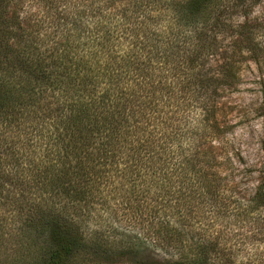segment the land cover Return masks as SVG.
Returning a JSON list of instances; mask_svg holds the SVG:
<instances>
[{
  "label": "trees",
  "instance_id": "16d2710c",
  "mask_svg": "<svg viewBox=\"0 0 264 264\" xmlns=\"http://www.w3.org/2000/svg\"><path fill=\"white\" fill-rule=\"evenodd\" d=\"M248 1L0 0V264H235L264 237V161L219 105Z\"/></svg>",
  "mask_w": 264,
  "mask_h": 264
},
{
  "label": "rangeland",
  "instance_id": "374dc122",
  "mask_svg": "<svg viewBox=\"0 0 264 264\" xmlns=\"http://www.w3.org/2000/svg\"><path fill=\"white\" fill-rule=\"evenodd\" d=\"M234 15L236 21L247 22L246 30L252 29L254 44L242 47L235 58L238 77L230 85L220 99L222 114L231 128L226 132L229 144L238 150L246 166L257 169L264 161V0H249L243 7H238ZM229 38L225 44L229 43ZM230 53V48H228ZM252 179L239 185V190L251 192L256 183L257 173L251 172ZM6 207L1 205L0 209ZM210 221L207 219V222ZM221 223V220H217ZM222 225L224 224L221 223ZM238 224V225H237ZM233 224L236 231H242L240 222ZM247 228V227H244ZM236 234L229 240L235 243L241 238ZM136 239V238H135ZM235 248L233 260L235 264L253 262L264 264V237L262 234L253 239H246ZM135 264H141V250L132 257ZM232 260V259H231Z\"/></svg>",
  "mask_w": 264,
  "mask_h": 264
}]
</instances>
